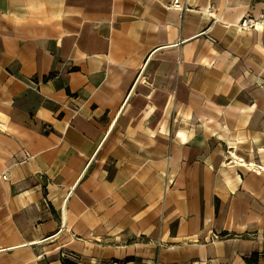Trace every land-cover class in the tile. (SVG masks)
Masks as SVG:
<instances>
[{"label":"crops","instance_id":"crops-1","mask_svg":"<svg viewBox=\"0 0 264 264\" xmlns=\"http://www.w3.org/2000/svg\"><path fill=\"white\" fill-rule=\"evenodd\" d=\"M171 1L0 0V264H264L261 6Z\"/></svg>","mask_w":264,"mask_h":264},{"label":"built area","instance_id":"built-area-1","mask_svg":"<svg viewBox=\"0 0 264 264\" xmlns=\"http://www.w3.org/2000/svg\"><path fill=\"white\" fill-rule=\"evenodd\" d=\"M257 4L261 6L260 12L257 16H253L250 13H247L239 24V29L242 31H250L257 27H264V0H255ZM186 0H172L170 3V8L177 12H183L186 8ZM261 172H258L256 169H253L257 174L263 175L264 169H261ZM7 174H5L2 179L7 180Z\"/></svg>","mask_w":264,"mask_h":264},{"label":"bare ground","instance_id":"bare-ground-1","mask_svg":"<svg viewBox=\"0 0 264 264\" xmlns=\"http://www.w3.org/2000/svg\"><path fill=\"white\" fill-rule=\"evenodd\" d=\"M242 166H245L249 169H256L258 172H261V170L254 164H245V163H241Z\"/></svg>","mask_w":264,"mask_h":264},{"label":"trees","instance_id":"trees-1","mask_svg":"<svg viewBox=\"0 0 264 264\" xmlns=\"http://www.w3.org/2000/svg\"><path fill=\"white\" fill-rule=\"evenodd\" d=\"M224 236H228L227 234H224ZM62 264H72V263H70V262H68V261H66V260H63L62 261Z\"/></svg>","mask_w":264,"mask_h":264}]
</instances>
